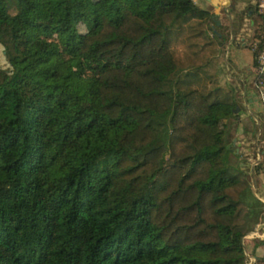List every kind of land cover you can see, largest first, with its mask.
<instances>
[{
  "label": "trees",
  "instance_id": "obj_1",
  "mask_svg": "<svg viewBox=\"0 0 264 264\" xmlns=\"http://www.w3.org/2000/svg\"><path fill=\"white\" fill-rule=\"evenodd\" d=\"M167 14L217 25L193 0H0V264H246L235 104L172 88Z\"/></svg>",
  "mask_w": 264,
  "mask_h": 264
},
{
  "label": "rangeland",
  "instance_id": "obj_2",
  "mask_svg": "<svg viewBox=\"0 0 264 264\" xmlns=\"http://www.w3.org/2000/svg\"><path fill=\"white\" fill-rule=\"evenodd\" d=\"M263 1L258 0L261 11H264ZM253 2L234 0L233 5L231 0H225L226 9L222 5L216 9L209 1L199 0L198 6L210 11L216 9L215 26L195 19L183 22L174 14L165 15L164 22L170 29L167 35L177 61L172 88L180 91L197 88L209 94L211 100L235 104L233 112L237 115L223 126L224 144L228 149L225 165L244 183L239 195L240 223L244 213L257 211L264 231V101L258 94V67L256 62L253 64L252 52L256 55L258 40L252 36L254 25L242 14L247 4ZM212 30L217 32L216 36ZM0 65L7 67L1 46ZM8 75L5 71L2 81ZM248 95L254 101L249 107H254L252 111L259 123L246 113ZM239 112L242 113L238 116Z\"/></svg>",
  "mask_w": 264,
  "mask_h": 264
},
{
  "label": "crops",
  "instance_id": "obj_3",
  "mask_svg": "<svg viewBox=\"0 0 264 264\" xmlns=\"http://www.w3.org/2000/svg\"><path fill=\"white\" fill-rule=\"evenodd\" d=\"M193 1L197 4L199 0H193ZM207 1H209L210 5L216 7V9L221 5L224 7V9H226L225 0H221V2H219V0H207ZM206 8L207 7H204V9ZM216 9L212 10L214 14H216ZM250 102L251 104L254 103L252 97L248 95V99L246 98V104H245L247 108L246 113L250 114L255 119V121L259 123L255 111H252L254 107L251 105L249 107ZM239 113L240 114H238V116L241 115L242 112ZM241 225L245 231V234L243 236V244L246 255V264H264V243H263L264 231L260 223V217L258 216V212L256 211V212L244 213V215H242L241 217Z\"/></svg>",
  "mask_w": 264,
  "mask_h": 264
},
{
  "label": "built area",
  "instance_id": "obj_4",
  "mask_svg": "<svg viewBox=\"0 0 264 264\" xmlns=\"http://www.w3.org/2000/svg\"><path fill=\"white\" fill-rule=\"evenodd\" d=\"M263 5L264 4H261V6ZM255 62L258 67V71H257L258 80L256 83L257 88H258V94L260 98L262 99V101H264V45L261 48L257 46Z\"/></svg>",
  "mask_w": 264,
  "mask_h": 264
},
{
  "label": "water",
  "instance_id": "obj_5",
  "mask_svg": "<svg viewBox=\"0 0 264 264\" xmlns=\"http://www.w3.org/2000/svg\"><path fill=\"white\" fill-rule=\"evenodd\" d=\"M234 112H235V110H234Z\"/></svg>",
  "mask_w": 264,
  "mask_h": 264
}]
</instances>
